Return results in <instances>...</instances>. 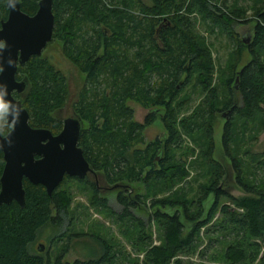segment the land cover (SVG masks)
<instances>
[{
	"label": "trees",
	"instance_id": "obj_1",
	"mask_svg": "<svg viewBox=\"0 0 264 264\" xmlns=\"http://www.w3.org/2000/svg\"><path fill=\"white\" fill-rule=\"evenodd\" d=\"M19 1L20 8L29 14L38 7V0ZM133 7L139 12L131 9ZM52 11L51 40H60L63 53L85 73L73 106L86 121L80 129L78 145L93 171L102 173L109 183H118L116 187L130 192L137 191L133 184L135 180L141 181L146 188H171L187 173L181 161L169 162L172 143L181 134L198 140L200 158L210 170L208 183L199 187L194 200L188 201L178 194L152 200V205L157 203L150 217L160 228L158 243H151L146 237L143 220L131 209L141 201L139 193L135 192L132 198L120 189L116 198L121 208L115 210L94 182L74 176L73 179L89 184L90 205L107 210L120 221L129 219L137 237L144 241L141 264H187L176 256L177 253L192 248L199 227L218 208L226 213V219L217 221V229L233 234L225 242L221 258L227 264H249L259 250L258 242L253 238L260 237L264 242V150L260 154L246 153L248 163L262 173V178L254 183L243 174V157L237 155V147L232 148L231 143L239 126L241 131L247 129V121L256 119L257 128L264 123L261 106L264 104V7L253 8L256 18L248 43L239 39L232 27L235 20H241V9L235 6L228 9L211 0H54ZM7 13L5 0H0V20L6 18ZM190 13L198 14L202 20H207L208 28L216 26L232 41L233 48L225 65L230 74L226 79L225 98H221L218 88L211 84L213 59L204 38L194 29ZM244 47L250 57L233 71ZM150 71L156 74L153 81ZM191 75L203 95L190 112L178 118V126H175L176 111L185 102L178 94ZM16 77L27 80L23 94H13L22 98L29 113V123L47 127L53 133L58 131L62 126L58 112L69 95L65 75L41 53L31 55L19 65ZM106 84L112 87L109 91ZM237 94L240 96L238 102L235 101ZM128 98H135L152 110L141 121L135 120L133 108L125 102ZM158 105L163 107L160 119L166 129L165 137L162 141L153 138L144 148H137L134 154L137 161L130 162L126 151L133 140L142 139L141 129L153 121V107ZM5 110L0 112L2 133L11 127L6 122ZM218 110H227L220 135L223 147L220 155L229 159L236 185L246 192L242 195L234 196L223 188L228 175L225 162L212 154L215 147L212 118ZM148 149L150 152L144 156L140 154ZM242 150L245 153L244 148ZM3 165L0 150V174ZM70 178L65 175L48 194L43 184L32 183L23 177L24 205L15 200L0 204V264H114L112 244L105 239H100L103 247L100 256L83 261L62 259L68 250V240L53 259L31 250L39 229L47 222L59 225L67 218L71 222L72 195L67 188L61 187ZM208 192L213 194L212 201L201 217L202 200ZM220 195L239 207L240 212L218 204ZM164 206L175 208L166 211L160 208ZM178 211L185 220L192 221L183 235V222ZM63 236L65 231L56 235L54 241ZM255 264H264V256Z\"/></svg>",
	"mask_w": 264,
	"mask_h": 264
},
{
	"label": "rangeland",
	"instance_id": "obj_2",
	"mask_svg": "<svg viewBox=\"0 0 264 264\" xmlns=\"http://www.w3.org/2000/svg\"><path fill=\"white\" fill-rule=\"evenodd\" d=\"M211 2L216 5H225L228 9L232 6L240 8L241 16H239V19L241 20H235L232 25L233 30L239 39L243 40L246 36L248 40L249 38L251 39L252 27L256 18L253 14V8L257 6L264 7V0H211ZM109 3L110 1H108V4ZM131 9L136 13L139 12L136 7ZM193 16L195 18H192ZM189 17L193 20L194 29L204 38L213 59L211 84L218 88L221 98H225L226 79L230 76L225 65L228 61L227 56L233 48L232 41L225 33L219 31L216 26H213L211 29L208 28L207 20H202L198 14L190 13ZM101 41H103V38H101ZM158 44L161 45L160 43ZM100 49L102 50V45ZM42 54L53 61L65 75L69 95L64 106L60 109V115L65 117L71 113L73 102L77 99L80 88L84 83L85 73L63 53L60 40H51L47 46L42 49ZM249 57L250 53L247 48L244 47L240 53L238 62L234 65L233 71L238 70ZM183 75L184 72L181 73L180 78H182ZM155 77L156 74L150 71V80L153 81ZM229 82L230 85H232V78ZM103 84L105 85V83ZM106 86L108 91L112 88L110 84H106ZM202 95L203 93H201L199 88L195 85L194 77L191 75L178 94V97L180 99L184 98L185 102L176 111L175 126H178V124H176L178 118L190 112L200 101ZM237 96L239 101L240 96L238 94ZM125 102L133 108V119L138 121H141L143 116L151 109L149 106L142 105L135 98H128ZM261 106L264 113V104L262 103ZM153 108L156 109L153 110L155 117L152 122L144 125L141 129L142 139L133 140L126 151V156L130 162L134 161L133 163H135L137 161L134 155L137 148H144L146 143L153 138L157 137L162 141L165 137L166 129L160 119L163 113V107L158 105ZM221 111L222 110H218L212 118V135L215 145L212 154L216 159H221L223 163L225 162L224 164L228 175L224 181L225 186L223 188L234 196L242 195L246 192L236 185L235 172L230 165L229 159L227 157L223 159L220 155L223 150L220 135L222 125L225 121V118L221 115ZM83 122L86 124L84 119ZM256 126V119L247 121V129L244 131H241L239 126L236 138L234 142L231 143L232 148L237 147V155L245 158H242L243 174L248 181L254 183L262 178V173L259 168H254L252 163H248L246 153L260 154L264 150V123L260 128ZM172 148L173 152L170 153L171 161L169 160V162L181 161L183 168L187 172L175 182L173 187L160 188V186H150L146 188L141 181L135 180L133 184L137 191L131 190L130 192L129 190H123L119 187H111L104 190V196L107 198L110 206L115 210L121 208V204L116 198L120 189L127 195H131L132 198L136 194L135 192L140 194L141 201L138 202L137 206H132L131 209L143 220L146 237L150 239L151 243H158L160 241V228L155 220L150 217L151 212L157 206V203L152 205V200L161 197L169 198L172 194L183 195L188 201L194 200L199 187L207 184L210 178V170L203 164L200 158L201 145L198 140H191L188 136L181 134L179 138L172 143ZM243 148L245 153H243ZM148 152H150L149 149L147 152L142 151L140 154L144 156ZM160 156H162V153ZM127 180L129 181V179ZM99 184H101V181ZM61 187L67 188L72 195L69 215L71 222H69V218L59 225L47 222L39 229L37 238L31 244L32 251L40 252L45 257L49 255V257L53 259L68 240V250L63 255L62 259L69 262H73L75 259L83 261L89 258H98L103 251L100 239H105L112 244L114 264H141L144 241L137 237L135 228L130 224L128 218L120 221L107 212V210L90 205L92 192L88 183L79 182L76 179L70 178L64 181ZM212 195V192H208L202 200L203 211L201 217L205 215L206 208L212 201ZM217 203L225 204L237 212L241 210L239 207L233 205L224 195L218 197ZM160 208L166 211H172L175 206H164ZM193 208L194 206L191 204L190 209L192 210ZM178 212L183 222V235L192 225V221L185 220L182 217V213L180 211ZM223 218L226 219V213L217 208L213 212L211 218L199 227L193 240L194 245L192 248L188 251L178 252L176 256L187 264H227L221 258V250L225 242L230 240L233 234L228 231L223 232L217 229V221ZM64 231L65 236L54 241L55 236ZM253 239L258 242L259 250L255 258L249 264H255L260 257L264 256V242L260 237ZM39 243H42L44 246L40 251L38 250Z\"/></svg>",
	"mask_w": 264,
	"mask_h": 264
},
{
	"label": "water",
	"instance_id": "obj_3",
	"mask_svg": "<svg viewBox=\"0 0 264 264\" xmlns=\"http://www.w3.org/2000/svg\"><path fill=\"white\" fill-rule=\"evenodd\" d=\"M54 0H38V7L29 14L20 8L19 0H5L6 18L0 20V101L5 104V119L11 127L0 131V150L4 165L0 174V204L15 200L25 203L23 177L32 183H41L48 194L57 187L65 174L83 178L93 171L78 145L82 128L80 117L64 118L62 128L53 133L49 128L29 123V113L21 97L26 77L16 78L19 65L31 55H41L52 38ZM227 110L221 112L226 117ZM118 186L114 183L111 187ZM38 244V250L43 249Z\"/></svg>",
	"mask_w": 264,
	"mask_h": 264
},
{
	"label": "flooded vegetation",
	"instance_id": "obj_4",
	"mask_svg": "<svg viewBox=\"0 0 264 264\" xmlns=\"http://www.w3.org/2000/svg\"><path fill=\"white\" fill-rule=\"evenodd\" d=\"M244 43H248L249 41H250V38H249V40H248V38H247V36L246 37H244V39L242 40ZM17 78V77H16ZM17 79H22L21 77L20 78H17ZM27 85V84H26ZM13 92H17V91H15V90H13L12 91V93ZM19 95H21V94H23V91H21V92H17ZM14 95V94H13ZM15 96V95H14ZM15 97H18V96H15ZM236 102H238V99H236L235 100ZM234 104H235V102H234ZM58 114L60 115V110H59V112H58ZM68 116H72V117H80L81 118V116H80V114H79V112L75 109V107L74 106H72V109H71V113H69L67 116H65V117H62L61 115H60V117H61V119H62V126H63V121H64V118H66V117H68ZM82 119V118H81ZM82 126H84V122H83V119H82ZM62 126H61V128H62ZM60 128V129H61ZM59 129V130H60ZM58 130V131H59ZM58 131H56L55 133H57ZM65 175H67V174H65ZM64 175V176H65ZM69 176H71V175H69ZM74 176H71V178H73ZM64 178V177H63ZM85 180H90L91 182H94L95 184H96V186H98V188L104 193V190L105 189H107V188H111V185L112 184H110L106 179H105V177H104V175L102 174V173H99V172H95V171H88V173H87V176L86 177H83ZM101 181V184H99V182Z\"/></svg>",
	"mask_w": 264,
	"mask_h": 264
},
{
	"label": "clouds",
	"instance_id": "obj_5",
	"mask_svg": "<svg viewBox=\"0 0 264 264\" xmlns=\"http://www.w3.org/2000/svg\"><path fill=\"white\" fill-rule=\"evenodd\" d=\"M5 107H6L5 104L2 101H0V112H2L5 109Z\"/></svg>",
	"mask_w": 264,
	"mask_h": 264
}]
</instances>
